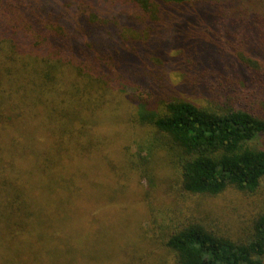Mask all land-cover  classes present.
<instances>
[{"label": "trees", "instance_id": "trees-1", "mask_svg": "<svg viewBox=\"0 0 264 264\" xmlns=\"http://www.w3.org/2000/svg\"><path fill=\"white\" fill-rule=\"evenodd\" d=\"M234 21L264 44V0H0V264H264V62ZM128 106L175 193L151 230Z\"/></svg>", "mask_w": 264, "mask_h": 264}, {"label": "rangeland", "instance_id": "rangeland-1", "mask_svg": "<svg viewBox=\"0 0 264 264\" xmlns=\"http://www.w3.org/2000/svg\"><path fill=\"white\" fill-rule=\"evenodd\" d=\"M182 10L187 11V8H183ZM242 23L243 22L241 21H234L230 24V26L232 28L234 27L238 37H241L238 32L239 27L241 28L242 35L244 37L243 46L246 47L247 50H252V49L255 50L256 52H253L252 55L260 58L264 62V44H260L258 42L256 31L254 35V31L252 30V28L250 26H245ZM258 43L260 44V46L258 45ZM257 72H259V69ZM263 84H264V80H263ZM259 102H260V108L258 107ZM255 107L258 110V112L262 114V116H264L263 115L264 99L259 100L256 103ZM125 111L122 110V112L125 115L124 132L123 130H120L121 125H119L118 128L115 126V124L110 126L108 129L102 128L99 131L102 134L110 133L108 136H106V140L107 139L110 140V138L117 137L118 135L116 132L120 130L124 138L121 141H119L118 143L119 147H121L128 154L129 157L132 154H135L141 158V162H143V158L145 159L144 161L146 165V170L139 171L138 177H136V179L134 180L135 182L133 183V186L136 189H140L142 192L141 200L143 203L141 205L144 211V216L141 219L142 228L144 230H151L156 226L154 224L156 213L158 211H163L165 205L169 202L171 197L175 196V193L170 190L171 182L169 179L165 177V175L167 176L169 175V172L165 171L164 169V167L168 166V163L166 162L165 154L162 152L163 149L157 146L154 142H152L151 131L149 130V128L146 125L141 124L139 119L137 121V118L132 116L131 107L128 106V110L125 109ZM100 135L101 134L98 133L97 137ZM260 141L264 144V136L261 138ZM152 162L154 164H152ZM158 164L160 165L158 166ZM162 177L163 179L161 181L160 179ZM152 191H156L154 196H152ZM263 191H264V185H263ZM165 192H167V195L165 199L161 201L159 199V196L164 194ZM221 201L223 202V205L224 203L227 202V200L225 199H221ZM225 208L229 211H234L236 209V204L227 203ZM125 209L126 208L121 209L119 213L115 214L113 217H110V220L112 221L121 220L124 223H130L128 210ZM148 233L149 232H147V236ZM137 234H139V232L134 234L133 236L129 234L126 237L125 241H123V243L125 245L131 244L134 237ZM118 254H120L119 251L117 252V255ZM139 261H140L139 264H150V262L148 263V261L146 260L139 259L138 262Z\"/></svg>", "mask_w": 264, "mask_h": 264}]
</instances>
